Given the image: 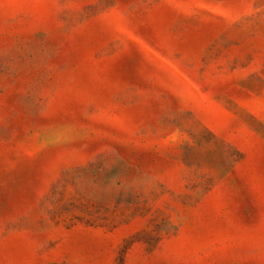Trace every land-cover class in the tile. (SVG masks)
<instances>
[{
	"label": "rangeland",
	"instance_id": "374dc122",
	"mask_svg": "<svg viewBox=\"0 0 264 264\" xmlns=\"http://www.w3.org/2000/svg\"><path fill=\"white\" fill-rule=\"evenodd\" d=\"M0 264H264V0H0Z\"/></svg>",
	"mask_w": 264,
	"mask_h": 264
}]
</instances>
